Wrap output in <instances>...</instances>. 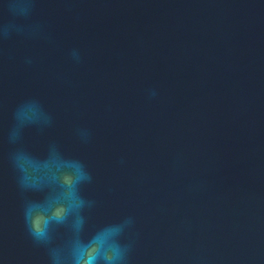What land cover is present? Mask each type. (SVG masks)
<instances>
[{
  "label": "water",
  "instance_id": "95a60500",
  "mask_svg": "<svg viewBox=\"0 0 264 264\" xmlns=\"http://www.w3.org/2000/svg\"><path fill=\"white\" fill-rule=\"evenodd\" d=\"M39 12L53 44L0 45V264H45L4 138L29 93L93 171L91 226L136 217L131 264H264V0H41ZM46 139L24 133L37 160Z\"/></svg>",
  "mask_w": 264,
  "mask_h": 264
},
{
  "label": "clouds",
  "instance_id": "9594fccd",
  "mask_svg": "<svg viewBox=\"0 0 264 264\" xmlns=\"http://www.w3.org/2000/svg\"><path fill=\"white\" fill-rule=\"evenodd\" d=\"M40 8L41 0H0V45L53 44ZM68 56L74 65L82 63L79 47L69 49ZM22 63L31 67L35 57L25 54ZM56 123V113L38 93L22 95L9 109L4 138L8 162L16 173V187L22 197L20 219L26 235L43 250L45 264H131L135 244L129 233L136 217L121 214L91 226L89 213L97 200L82 189L94 183L93 171L79 157L65 155L59 139L49 135ZM29 128L38 138L47 137L43 160H37L24 142ZM72 136L78 143L87 144L92 132L85 125H76ZM32 194L38 198H32ZM59 229H63V238L58 236Z\"/></svg>",
  "mask_w": 264,
  "mask_h": 264
}]
</instances>
